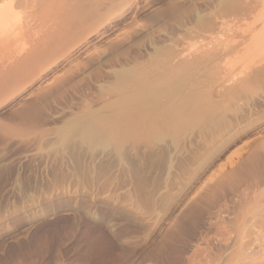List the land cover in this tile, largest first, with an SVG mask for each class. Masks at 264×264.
Returning a JSON list of instances; mask_svg holds the SVG:
<instances>
[{
  "label": "rangeland",
  "instance_id": "374dc122",
  "mask_svg": "<svg viewBox=\"0 0 264 264\" xmlns=\"http://www.w3.org/2000/svg\"><path fill=\"white\" fill-rule=\"evenodd\" d=\"M240 1L225 14V0H0L12 16L5 12L9 24L0 30V264H229L238 250L240 256L264 251V221L247 215L254 192L264 188V55L246 38L240 44L244 33L260 29L264 10L259 3L242 17L252 0ZM88 28L92 35L83 39ZM116 34L125 36L116 42ZM224 40L231 53L220 63L211 50L225 47ZM170 47L173 62L166 57ZM156 56L162 59L154 70ZM124 67L152 75L171 69L174 83L191 82L196 71L206 82L204 102H224L225 111L219 105L210 129L193 123L179 137H163L166 142L130 137L118 152L91 151L73 132L69 142L60 139L78 118L110 115L108 104L118 94L113 83L120 84L117 71ZM249 76L252 83L241 87ZM68 190L128 205L149 220L126 221L83 197L57 198Z\"/></svg>",
  "mask_w": 264,
  "mask_h": 264
},
{
  "label": "bare ground",
  "instance_id": "6f19581e",
  "mask_svg": "<svg viewBox=\"0 0 264 264\" xmlns=\"http://www.w3.org/2000/svg\"><path fill=\"white\" fill-rule=\"evenodd\" d=\"M4 1V0H3ZM192 1V0H190ZM195 1V0H193ZM2 2V1H1ZM7 2V1H6ZM5 2V3H6ZM185 2V0H184ZM188 2V1H187ZM222 2V1H221ZM226 4H225V14L229 13V11L231 12H234L235 10H237L239 7H240V4H241V1L240 0H225ZM3 3V4H5ZM10 2H8L9 4ZM197 3V2H196ZM259 3L260 6H263V10H264V0H252V2L249 3V5H246L245 7L242 6V12L240 15H242V17H244V15H248L249 13L251 14L255 8L257 9L259 7ZM11 4V3H10ZM10 4L8 5V7L10 8ZM187 4V3H186ZM1 7V6H0ZM6 7V8H8ZM181 7V6H180ZM177 8V7H176ZM193 8V7H192ZM4 9V11H3ZM2 10V12H1ZM180 10V9H179ZM183 10V9H182ZM12 11V10H11ZM186 11V10H183V12ZM221 11V9H220ZM5 12L6 14L8 15V18L10 16V14H8L10 12V9H5L4 5L0 8V30L2 29V26L5 22V25H8L9 22L6 20V16H5ZM176 12V11H175ZM197 12V11H195ZM230 12V13H231ZM12 13L14 14V12L12 11ZM180 13V12H179ZM187 13V11H186ZM192 13V12H191ZM190 13V14H191ZM218 13H220L218 11ZM176 14V13H175ZM173 14V15H175ZM214 14V13H213ZM238 14V13H236ZM179 15V14H178ZM184 15V13H183ZM196 15V14H195ZM217 15V14H216ZM216 15H213V16H216ZM222 15V14H221ZM111 16V15H110ZM177 16V15H176ZM238 16V15H237ZM12 18V16H10ZM115 17V16H114ZM114 17H109L106 21L107 22H110V20L114 19ZM173 17V16H172ZM206 17V16H205ZM221 17V16H220ZM207 18V17H206ZM213 18V17H212ZM211 18V19H212ZM165 19V18H164ZM167 19V18H166ZM171 19V18H170ZM183 19V18H182ZM181 19V20H182ZM198 19V18H197ZM202 19V18H200ZM208 19V18H207ZM217 19V18H216ZM215 19V21H216ZM10 20V19H9ZM178 19H176V22H177ZM195 20V19H194ZM203 20V19H202ZM205 20V19H204ZM113 21V20H112ZM168 21V20H167ZM173 21V20H172ZM193 21V20H192ZM212 21V20H211ZM182 22V21H181ZM191 22V21H190ZM198 22V21H197ZM214 22V21H213ZM105 23V24H106ZM160 23H161V20H160ZM175 23V22H174ZM203 23H205V21H203ZM217 23V21H216ZM159 24V22H158ZM168 24H171V22H169ZM181 24V23H180ZM199 24V23H198ZM202 24V23H201ZM207 24V20H206V23L205 24H202V25H206ZM162 25H164L162 23ZM161 25V26H162ZM183 25V24H182ZM181 25V26H182ZM185 25V24H184ZM183 25V26H184ZM201 25V26H202ZM210 25V24H209ZM218 25V24H217ZM231 25V23H230ZM261 27L258 31L256 32H247V36L243 34L242 36V39L240 41V44L244 45V42H246V39L250 40L251 41V46L253 48H257L256 51H259L260 54H262V56L264 55V18L261 20ZM4 26H3V29H4ZM166 26V25H165ZM180 26V25H178ZM191 26V25H190ZM214 26V24H213ZM10 27V26H9ZM196 27H197V24H196ZM200 27V26H199ZM157 28V27H156ZM193 28H194V24H193ZM203 28V27H202ZM218 28V27H217ZM2 29V30H3ZM6 29H7V26H6ZM5 29V31H6ZM11 29V28H10ZM10 29H8V31L10 32ZM145 29V28H143ZM150 29V28H149ZM196 30H193V31H197L198 28H195ZM200 29V28H199ZM211 29V28H210ZM222 29V27H221ZM1 30V32H2ZM157 30V29H156ZM216 30V28H215ZM214 30V31H215ZM219 30V28H218ZM90 28L86 29V31L83 32L82 34V38L83 39H87L89 38L91 35H92V31ZM144 31V30H142ZM141 31V32H142ZM151 31V30H150ZM220 31V30H219ZM149 32V31H148ZM198 32L200 33V31L198 30ZM197 32V34H198ZM206 32V31H204ZM209 31L206 32V34L208 33ZM212 32V31H211ZM230 32V31H229ZM138 33V32H137ZM144 33V32H143ZM143 33H141L143 35ZM153 33V32H152ZM175 33V32H174ZM203 33V32H202ZM214 33V32H213ZM212 33V34H213ZM250 33V34H249ZM8 34V33H7ZM11 34V33H10ZM120 34V33H119ZM146 34H150V33H147L146 31ZM204 34V33H203ZM202 34V35H203ZM211 34V35H212ZM216 34V32L214 33V35ZM223 34V33H222ZM134 35V34H133ZM138 35V34H137ZM175 35V34H174ZM201 35V34H200ZM210 35V34H209ZM218 35V33H217ZM220 35V34H219ZM123 36H125V34H123ZM123 36H119L116 34V42L119 40V38H123ZM145 36V35H144ZM147 36V35H146ZM194 36V35H193ZM206 36V35H205ZM225 36V34H224ZM127 37V36H126ZM203 37V36H202ZM237 37V36H236ZM235 37V38H236ZM1 38V36H0ZM81 38V39H82ZM131 38V37H130ZM129 38V39H130ZM138 38V37H137ZM144 38V37H143ZM142 38V39H143ZM200 38V37H199ZM215 38V37H214ZM217 38V37H216ZM228 38H230L229 34H228ZM118 39V40H117ZM120 39V40H121ZM128 39V38H127ZM114 40V39H113ZM114 40V41H115ZM125 40V39H124ZM193 40V39H192ZM195 40V39H194ZM197 40V39H196ZM212 40V38L210 39ZM209 40V42H210ZM220 40V38H219ZM223 40V39H222ZM226 40V39H225ZM225 40L224 42V45L225 47H221L222 45L218 44V46H220L219 48H215V51L211 50V55H213L212 58L215 57V59H218V61L220 63H223L224 60L226 59V57L228 56V54H230L231 52L228 51V44H225ZM247 40V41H248ZM1 41H3V39H1ZM8 41V40H7ZM172 41V40H171ZM175 41V40H174ZM198 41V40H197ZM204 41V40H203ZM214 41V39H213ZM235 41V39H234ZM123 41H120V43L122 44ZM135 42V41H134ZM133 42V43H134ZM176 42V41H175ZM206 42V41H205ZM208 42V43H209ZM228 42H229V39H228ZM230 42H233V40L231 39ZM129 43V41H128ZM127 41L124 42V45L128 44ZM132 43V44H133ZM227 43V42H226ZM234 43V42H233ZM235 43H238L237 39H236V42ZM130 44H131V39H130ZM172 44H175L173 43L172 41ZM189 44V49H190V43ZM186 44V45H188ZM197 44V42H196ZM202 44V43H201ZM200 44V46H201ZM211 44V43H209ZM231 44V43H230ZM193 45V43H192ZM191 45V46H192ZM215 45V44H214ZM228 45V46H227ZM236 45V44H235ZM122 46V45H121ZM129 46V45H128ZM173 46V45H171ZM177 46V44H176ZM206 46V44H205ZM234 46V44H233ZM239 46V45H238ZM10 47V46H9ZM124 47V46H123ZM168 47H169V44H168ZM175 47V46H174ZM196 47V46H194ZM167 48V47H166ZM187 48V47H186ZM213 48V47H212ZM250 48V47H249ZM192 49V48H191ZM198 49V48H197ZM204 49V48H203ZM206 49V48H205ZM162 50V49H161ZM160 50V51H161ZM164 50V48H163ZM161 51L162 53L164 51ZM171 50V47L170 49H168V51ZM174 50V49H173ZM241 50V49H240ZM262 50V51H261ZM159 51V52H160ZM180 51V50H179ZM183 51V49H182ZM186 51V50H185ZM191 51V50H190ZM192 51L194 52V50L192 49ZM237 51V50H236ZM4 52V51H3ZM174 52H176L174 50ZM173 51H171L172 55L170 54V51L169 53L166 55V57L169 56V59H171L172 61V56H173ZM181 52V51H180ZM209 52V51H208ZM213 52L216 53V55L214 56V54H212ZM229 52V53H228ZM242 52V50H241ZM247 52V51H246ZM5 53V52H4ZM155 53H158V51H156ZM165 53L164 52V55H162L163 58L166 59L165 57ZM178 53V51H177ZM200 53V52H199ZM210 53V52H209ZM236 53V52H235ZM6 54V53H5ZM8 54V53H7ZM181 54V53H180ZM202 54V53H201ZM237 54V53H236ZM243 54V53H242ZM158 55H160V53H158ZM188 55V54H187ZM208 55V54H207ZM206 55V56H207ZM211 55L207 58H211ZM239 55V54H238ZM150 56V55H149ZM148 56V58H149ZM176 56V55H175ZM178 56V55H177ZM185 56V55H184ZM251 56V55H250ZM253 56V55H252ZM256 56V57H255ZM158 56H156L155 58L153 57V60L155 63H153L152 61V64L151 66L154 67V70H155V66H156V61H157V58ZM201 57V56H199ZM198 57V58H199ZM232 57H233V51H232ZM241 57H243L241 55ZM254 57V58H253ZM253 60L257 58V55L254 54L253 56ZM16 58V57H15ZM151 58V57H150ZM160 57H158L159 59ZM202 58V57H201ZM200 58V59H201ZM206 58V59H207ZM231 58V57H230ZM228 58V59H230ZM105 59V58H104ZM156 59V60H155ZM162 59V58H160ZM177 59V57H176ZM235 59V58H234ZM238 59V58H237ZM261 59V58H260ZM164 60V59H163ZM162 60V61H163ZM167 60V59H166ZM166 60H164V64H166ZM178 60V59H177ZM180 60V59H179ZM186 60V59H185ZM208 60V59H207ZM231 60V59H230ZM236 60V59H235ZM239 60V59H238ZM245 60V58H244ZM263 60H264V57H263ZM263 60H260L263 62ZM99 61H103L102 58H100ZM150 61V60H149ZM161 61V62H162ZM174 61V59H173ZM172 61V62H173ZM212 61V60H211ZM216 61V60H215ZM237 61V60H236ZM252 61V60H251ZM251 61L250 62V65H251ZM145 62V61H144ZM151 62H148V63H151ZM159 62V61H158ZM157 62V63H158ZM177 62V61H176ZM214 62V60L212 61V63ZM227 61H225L226 63ZM232 62V61H231ZM243 62V61H241ZM241 62L239 64H241ZM247 62V61H246ZM167 63H170L169 60L167 61ZM218 63V62H217ZM147 64V63H146ZM155 64V66L153 65ZM160 64V62L158 63ZM157 64V66H158ZM164 64L162 63V68L165 67V66H168L167 64L164 66ZM181 64V63H180ZM249 64V63H248ZM259 64V63H257ZM256 64V65H257ZM141 65V64H140ZM140 65H137L139 66L140 68L142 66ZM148 65V64H147ZM150 65V64H149ZM190 65V64H189ZM196 65V64H194ZM202 65V64H201ZM210 65V64H209ZM232 65V64H231ZM238 65V63H237ZM236 65V66H237ZM243 64H241L242 66ZM159 66V68L161 67ZM180 66V65H179ZM200 66V65H199ZM203 66H205L203 64ZM240 66V67H241ZM244 66V65H243ZM247 65H245L246 67ZM252 66V65H251ZM249 66V67H251ZM255 66V64H254ZM150 67V66H149ZM173 67V66H172ZM171 67V68H172ZM176 67V66H174ZM182 67V66H181ZM198 67V66H197ZM197 67H194L193 69L195 70L196 69H199ZM207 67V66H205ZM204 67V68H205ZM232 67V66H231ZM230 67V68H231ZM256 67V66H255ZM263 67V66H262ZM145 68V67H144ZM144 68H142V70H145ZM161 68V69H162ZM180 67H178L177 69H179ZM192 67H190L191 69ZM217 69H219V67H215ZM236 68V67H235ZM242 68V67H241ZM253 68V67H252ZM158 69V68H157ZM156 69V71H157ZM185 69V68H184ZM189 68H187L188 70ZM189 69V70H190ZM201 69H202V66H201ZM200 69V70H201ZM207 69H209L207 67ZM239 69V68H238ZM256 69V68H255ZM258 69V67H257ZM151 70V68H150ZM163 70V69H162ZM161 70V71H162ZM188 70V71H189ZM223 70V69H222ZM230 70V69H229ZM245 70V69H244ZM146 71H147V66H146ZM153 71V70H152ZM155 71V72H156ZM160 71V74H157V75H152V73H148V72H143V71H140L138 70L137 68H126L124 67L123 69L120 68L119 71H117V80H119V85L118 83H116L117 85H115L113 83V92L115 93L114 90L118 91V94H114L115 96L117 95V99H115V101H110L108 104V107L110 108V115L108 116H105L104 113V117L102 116H98L96 115L95 113L96 112H93L94 114H89L87 116H83L81 118H78L76 119L73 123H68L70 124V126L68 125V127L65 129L64 127V130L62 131L61 133V137L60 139H62L63 141H70V135L71 133L73 132L79 139V143L81 145H84L86 146L89 150L91 151H94L96 149H101V150H110V149H113V150H117V152L119 151V148L121 147L123 149V146H120V144L124 143L123 140L124 139H128V138H132V137H137V139H140L139 136H141V138L143 139L144 136L143 135H151V136H154L155 137V140L157 142V139H161L162 140L165 138L166 135L168 134H172L175 136L176 132H177V135L179 134L178 131L181 130L182 128L188 126V125H191V124H195V123H205L208 125V128L210 129L209 125H216L218 123V120L220 118L219 115V112H220V108L221 106L219 105H222L223 103L220 102V104L218 105L216 102H204V98H206V94H204V86L202 85L204 82V79L202 80L201 77L198 76V73L195 72H191L192 74H190L189 72L186 73V75L189 73L190 74V79H191V82L189 81V83L187 82V80H189V78H185V77H181L179 79H175V83H174V78H178L176 77L177 75L173 76L174 74H172V70H166L165 71V68H164V72L161 73ZM175 71V70H174ZM214 71V69H213ZM220 71V69H219ZM228 71V70H227ZM249 71V68L247 70V72ZM252 71V69H251ZM3 72V71H2ZM180 72V71H179ZM178 72V75L180 74ZM203 72V70H202ZM209 72V70H208ZM223 72V71H222ZM229 72V71H228ZM227 72V74H228ZM232 72V70H231ZM230 72V73H231ZM255 72V71H254ZM258 72V71H257ZM257 72H255V74H257ZM15 73V72H14ZM182 73V71H181ZM201 73V71H200ZM221 73V72H220ZM242 73V72H241ZM259 73V72H258ZM19 74V73H18ZM216 74H218L216 72ZM245 74H246V71H245ZM250 74V73H249ZM12 75V74H11ZM31 75V74H30ZM210 76V73L208 74ZM229 75V74H228ZM232 75V74H231ZM230 75V77H231ZM254 75V74H253ZM4 76V75H3ZM2 76V77H3ZM201 76H202V73H201ZM218 76V75H217ZM251 76H252V73H251ZM251 76H249L250 79H247L246 81L244 79L241 78V81L242 84H241V87H245L246 84H251L252 83V79H251ZM255 76V75H254ZM252 77V78H256L255 77ZM8 77V76H7ZM13 77V76H11ZM10 77V78H11ZM203 77V76H202ZM212 77H215V76H212ZM227 77V76H226ZM237 77V76H236ZM263 77V75H262ZM15 78V77H14ZM23 78V77H22ZM34 78V77H33ZM217 78V77H216ZM187 79V80H185ZM215 79V78H214ZM229 79V78H228ZM240 79V78H239ZM12 80V79H11ZM22 80V79H21ZM236 80V79H235ZM256 80V79H255ZM261 80V79H260ZM20 81V80H19ZM217 81L219 82V79L216 80L215 79V84H217ZM239 81V80H238ZM257 81V80H256ZM12 82H14L12 80ZM129 83L128 86H126V84H124L123 86V83ZM20 83V82H19ZM206 83V82H205ZM204 83V84H205ZM122 84V85H121ZM210 84V83H209ZM212 86H213V82H211ZM214 84V85H215ZM234 84H237V83H234ZM111 85V84H110ZM203 87H202V86ZM238 85V84H237ZM7 86V85H6ZM116 86V87H115ZM123 86V87H122ZM125 86L127 87L125 90ZM207 86H210V85H207ZM109 87V85H108ZM107 87V88H108ZM109 87V89L111 88ZM206 87V86H205ZM232 87V86H231ZM235 87V86H234ZM251 87V86H250ZM123 88V89H122ZM238 88V87H237ZM248 88V87H247ZM4 89V88H3ZM243 89V88H242ZM111 90V89H110ZM229 90V89H228ZM227 90V91H228ZM246 90V89H245ZM207 91V90H206ZM231 91V89H230ZM243 91V90H242ZM249 91V89H248ZM122 92V93H121ZM208 92V91H207ZM206 92V93H207ZM233 92V91H232ZM227 93V92H226ZM230 93V92H229ZM228 93V95H229ZM243 93V92H242ZM247 93V92H246ZM120 94V95H119ZM238 94V93H237ZM205 95V97H204ZM225 95V94H224ZM231 95V94H230ZM229 95V96H230ZM233 95V94H232ZM239 96V95H238ZM211 98V97H210ZM225 98V97H224ZM223 98V100H224ZM113 99V100H114ZM222 99V98H221ZM235 99V98H234ZM237 100V99H236ZM235 100V101H236ZM208 101V100H207ZM211 101V100H210ZM225 104V103H224ZM224 104L222 105V108L221 110L226 107L224 106ZM107 107V106H106ZM108 108V109H109ZM108 111V110H107ZM109 111L107 112V114L109 113ZM225 111V108L224 110ZM91 113V112H90ZM222 113V111H221ZM106 114V112H105ZM224 114V112L222 113V115ZM227 116V115H226ZM223 117V116H222ZM221 117V118H222ZM225 121V120H224ZM197 125V124H196ZM202 125V124H201ZM195 126V125H194ZM205 126V125H204ZM226 126V125H225ZM207 127V126H206ZM191 128V127H190ZM201 128H203L201 126ZM198 129V128H197ZM205 129V128H204ZM215 129V128H214ZM73 130V131H71ZM207 130V129H205ZM219 131V128L217 129ZM211 130H209L210 132ZM218 131H216L218 133ZM61 132V131H60ZM184 132V131H182ZM204 133V131H203ZM206 135H207V131L205 132ZM224 133V132H223ZM181 134V132H180ZM209 134V133H208ZM214 135H212V137H215V135H217L216 133H213ZM75 135H74V138H75ZM170 135V138L171 136ZM204 135V136H206ZM211 136V135H210ZM164 137V138H163ZM168 137V136H167ZM166 137V138H167ZM179 137V135H178ZM220 136H216V138ZM221 137L223 138L224 136H222L221 134ZM157 138V139H156ZM169 138V139H170ZM175 138V137H174ZM133 140L135 138H132ZM172 139V138H171ZM221 139V138H220ZM77 140V138H76ZM145 140V138L143 139ZM204 140V139H203ZM125 141V140H124ZM129 141V140H127ZM122 142V143H121ZM133 142V141H131ZM138 142V141H137ZM163 142H166L163 140ZM223 142V141H222ZM126 143V141H125ZM124 143V144H125ZM135 143H136V140H135ZM145 143V142H144ZM149 143L150 142V139H149ZM152 144V143H151ZM67 147H69V145H67ZM167 150V149H166ZM97 151V150H96ZM100 151V150H99ZM121 152V151H120ZM94 153V152H93ZM235 173V172H234ZM237 174V173H236ZM225 180V178H224ZM223 180V181H224ZM227 180V179H226ZM225 183V182H224ZM222 186V185H221ZM65 191V190H64ZM62 191L61 193H59L57 195V198H63L67 195H70V196H77V197H83L85 199H88L89 202L96 206V205H100V206H105V207H109L111 210H113L117 215H119L121 218L125 219L126 221H129V222H145L147 221L148 219V216H146V214H143V213H135L132 211V209L128 206V205H123V204H114V203H108L106 202V200H103L101 198H98L97 196H94V194L90 191H85V190H73L72 192H70L68 190V192H64ZM97 195V194H96ZM246 195V194H245ZM50 200V199H48ZM84 200V199H83ZM250 200H251V197H250ZM249 200H247L248 202ZM246 202V204H247ZM249 203H251V206L247 205L248 206V214L247 215H250L249 213H252L253 216H259V218H262V220L264 221V188L262 189H259L257 191V193L255 194L254 192V197L252 196V200L251 202L249 201ZM32 209L34 208H37L38 207V204H33L30 206ZM230 207V206H229ZM243 210V209H242ZM250 218V216H248ZM247 217V218H248ZM257 218V217H256ZM255 218V219H256ZM149 220V219H148ZM246 221V219H245ZM253 221V220H252ZM257 222V220H255ZM264 224V222H263ZM222 226V225H221ZM245 226V225H244ZM251 226V225H250ZM243 228V226H242ZM224 233V232H223ZM222 234V233H221ZM241 236V234H240ZM246 236V235H245ZM249 236V235H248ZM242 238V237H240ZM245 240V239H244ZM249 244V243H247ZM246 245V244H245ZM237 246V245H236ZM241 246V244H240ZM233 247V246H232ZM240 248V247H239ZM234 249V248H233ZM220 250V249H219ZM243 250V249H242ZM264 250V249H263ZM217 251V250H216ZM248 251H250L249 249L247 250V253L242 254L241 256L238 254L241 252H239V250L237 251V256H238V260H237V256H236V262L234 263L235 259L233 260V263H232V260L229 261V264L230 262L232 264H264V251L260 252V253H257V251L255 252L254 255H257V256H260V258L258 259L256 256V258L258 259H254L253 260V256L251 253H253L251 251V253H249ZM245 252V251H244ZM243 252V253H244ZM233 253V252H232ZM257 253V254H256ZM220 255V254H219ZM218 255V256H219ZM223 255V254H222ZM216 256V255H215ZM230 257V256H229ZM254 257V258H255ZM228 258V257H227ZM235 258V257H234ZM209 260V259H208ZM219 260V259H218ZM229 260V259H228ZM227 261V259H226ZM225 261V262H226ZM209 262V261H208ZM220 263V262H219ZM217 264V263H215Z\"/></svg>",
  "mask_w": 264,
  "mask_h": 264
}]
</instances>
